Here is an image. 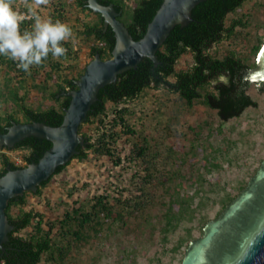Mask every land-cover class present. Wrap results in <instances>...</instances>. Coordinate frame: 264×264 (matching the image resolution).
I'll return each mask as SVG.
<instances>
[{
    "label": "rangeland",
    "instance_id": "1",
    "mask_svg": "<svg viewBox=\"0 0 264 264\" xmlns=\"http://www.w3.org/2000/svg\"><path fill=\"white\" fill-rule=\"evenodd\" d=\"M76 1L49 0L37 9L42 19L59 20L71 28L72 37L66 40L71 47L69 55H51L40 65L31 66L29 72L11 67L12 60L0 56L1 115L12 114L25 122L20 100L11 98L15 87L27 106L59 109L61 94L52 97L51 93L65 78H78L83 73L93 58L92 45H104L82 32L83 24L93 23L97 17ZM13 7L26 11L24 0H14ZM234 18H242L247 25L237 26L230 38L213 45L210 52L223 57L233 50L255 62L254 48L264 39V0H246L227 15L226 23ZM191 63L192 54L186 53L176 68ZM248 92L257 105L227 121L202 100L187 106L175 92L148 87L117 107L109 105L103 125L83 123L80 133L91 135L93 140L103 129L112 127L116 132L112 157L90 151L86 159H71L40 193L28 192L26 203L13 205L10 212L16 215L21 209L32 210L41 213L44 221L59 220L74 207L91 209L99 196L108 202L110 212L99 230L86 228L88 236L80 241L70 235L60 238L54 228L51 236L60 249L45 253L40 264H180L189 243L202 236L205 224L216 218L226 193L235 194L239 186L247 185L264 159V82H251ZM116 108H126L123 115L128 127L114 123ZM138 146L145 147L143 156L137 155ZM27 152L25 148L0 147V163L2 154L10 160L15 156L24 160ZM118 158L119 163L115 161ZM148 168L154 175L144 193L141 179ZM136 197L141 198L140 210L134 208ZM170 204L174 211L182 210L184 217L177 233L169 234L163 242V215ZM43 226L48 228L45 223ZM33 231L29 225L17 234L29 237ZM179 237L183 241L176 248Z\"/></svg>",
    "mask_w": 264,
    "mask_h": 264
},
{
    "label": "trees",
    "instance_id": "2",
    "mask_svg": "<svg viewBox=\"0 0 264 264\" xmlns=\"http://www.w3.org/2000/svg\"><path fill=\"white\" fill-rule=\"evenodd\" d=\"M127 1L99 0L104 5L112 3L119 12L118 18L125 24L132 37L140 39L163 0H134L131 5ZM245 1L202 0L197 3L192 9L193 20L185 26L175 25L157 50V65L149 57H144L136 68H130L119 73L115 82L101 87L98 91L97 100L91 105L84 123L97 121L103 125L109 105L117 107L127 100L138 97L148 87L164 88L175 92L180 95L187 106H192L195 101L202 100L209 108L216 110L222 121L238 117L247 107L256 106L257 101L248 92V88L253 81L245 76L246 72L255 66V62H248L247 59L239 56L233 50L223 57L215 56L210 52L213 45L230 38L237 26L247 25L242 18H234L229 24L226 23L227 15L234 12ZM76 2L82 9L94 13L88 7L87 0H77ZM94 14H96L97 20L93 23H84L82 32L104 43L103 46L92 45L91 56L93 57L95 53H99L102 58H108L112 55L116 43L115 35L110 25L104 26L101 14ZM262 41H259L255 46L254 56L258 52ZM62 46L68 50L67 55H69L71 51L70 43L64 41ZM186 53L192 54V63L186 68L177 69L176 65L180 57ZM49 57H51V54L47 58ZM11 63L10 66L15 67L16 62L12 60ZM77 79L74 77L65 78L64 84H58L56 91L51 93L52 97L61 94L59 109L52 106L44 110H35L27 106L21 102L16 87L11 90V98L16 101L20 100L19 108L26 118L25 122L38 121L51 126H58L62 123L64 109L70 102V96L65 93L77 88L75 83ZM125 110L126 108H116L117 115L114 118V123L119 122L123 127H128L123 115ZM19 121L20 119L12 114L7 116L0 114V132H6L7 126ZM81 127L82 125L79 132ZM110 128L103 129L95 140L92 139L91 135L83 133L82 135L85 137L84 145L78 146V152L73 158L86 159L90 151L98 156L108 155L112 157L111 142L116 132L113 131L112 127ZM128 130L133 132L130 128ZM51 145V141L45 138L29 136L19 141L15 148L28 150L24 155V166H26L37 162ZM136 153L138 156H143L145 147L138 146ZM119 160L120 158L115 161L119 163ZM1 161L0 176L9 170L23 167L14 164L5 154H2ZM65 166L59 165L55 173L61 172ZM146 170L145 178L141 179L143 183L141 190L144 193L149 180L154 175L151 169ZM50 179L51 177L47 181H43L41 187L47 185ZM41 187L38 188L36 193L41 192ZM245 187L246 185L239 186L238 192L235 194L226 193L225 202L216 217ZM27 193L11 198L7 205L6 214L9 223L13 225V229L8 233V240L3 243V248H0V264H40L45 253H52L56 248L60 249L57 245L58 242L51 236L54 228L57 227L60 238L70 235L77 241L86 239L88 236L86 228L99 230L104 223L103 217L109 214L111 208L108 202L104 201V197L99 196L91 209L85 210L82 207H74L66 211L65 217L59 220L44 221L41 213L32 210L21 209L16 215L11 214L10 211L13 205L22 207L26 203ZM134 199V208L136 210L142 209L141 198L136 197ZM183 217L182 210L174 211L171 204L168 206L163 215L161 231L163 242L167 240L169 234L177 233ZM44 223L48 226L47 229L44 228ZM29 225L34 228L29 237L17 234ZM182 241L183 238L179 237L176 248L182 244ZM176 248L174 247V249Z\"/></svg>",
    "mask_w": 264,
    "mask_h": 264
},
{
    "label": "water",
    "instance_id": "3",
    "mask_svg": "<svg viewBox=\"0 0 264 264\" xmlns=\"http://www.w3.org/2000/svg\"><path fill=\"white\" fill-rule=\"evenodd\" d=\"M200 1L163 0L144 35L134 39L112 3L104 5L99 0H87L88 7L103 17L104 26L110 25L114 32L116 43L112 55L102 58L95 53L87 63L75 81L77 88L65 93L70 96V102L64 109L60 125L19 121L12 123L6 132H0V147L13 148L29 136L45 138L52 143L37 162L0 176V248L13 229L6 214L10 199L25 192L35 193L43 181L55 174L59 165H66L73 159L78 146L84 145L85 137L79 129L97 100L99 89L115 82L119 73L136 68L144 57L157 65L156 52L170 30L177 24L190 23L192 9ZM258 54L256 66L245 76L253 82H264V53L260 60ZM181 264H264V159L239 195L218 217L205 224L202 236L189 243Z\"/></svg>",
    "mask_w": 264,
    "mask_h": 264
},
{
    "label": "clouds",
    "instance_id": "4",
    "mask_svg": "<svg viewBox=\"0 0 264 264\" xmlns=\"http://www.w3.org/2000/svg\"><path fill=\"white\" fill-rule=\"evenodd\" d=\"M24 2L26 11L20 12L14 9V0H0V56L8 57L16 62L17 68L29 72L31 66L40 65L49 54L53 58L66 56L68 50L62 42L72 37V31L59 20L53 22L38 15L37 9L49 0ZM25 20L33 21L31 30L21 31L20 25Z\"/></svg>",
    "mask_w": 264,
    "mask_h": 264
},
{
    "label": "built area",
    "instance_id": "5",
    "mask_svg": "<svg viewBox=\"0 0 264 264\" xmlns=\"http://www.w3.org/2000/svg\"><path fill=\"white\" fill-rule=\"evenodd\" d=\"M33 21L32 20H25L21 25H20V29H21V31H24V30H31V23H32ZM16 67H17V64H16ZM14 164H16V165H19V166H21V164H22V162L24 163V160H23V158L21 157V158H19L18 156H15L14 157V160L12 159L11 160Z\"/></svg>",
    "mask_w": 264,
    "mask_h": 264
},
{
    "label": "bare ground",
    "instance_id": "6",
    "mask_svg": "<svg viewBox=\"0 0 264 264\" xmlns=\"http://www.w3.org/2000/svg\"><path fill=\"white\" fill-rule=\"evenodd\" d=\"M264 44V41L262 42V45ZM261 45V46H262ZM259 51V50H258ZM263 53H264V45H263V47H262V49L260 50V52H259V57H258V59L260 60L261 59V57H262V55H263Z\"/></svg>",
    "mask_w": 264,
    "mask_h": 264
},
{
    "label": "flooded vegetation",
    "instance_id": "7",
    "mask_svg": "<svg viewBox=\"0 0 264 264\" xmlns=\"http://www.w3.org/2000/svg\"><path fill=\"white\" fill-rule=\"evenodd\" d=\"M261 45H262V44H261ZM260 47H261V46H260ZM5 124H6V123H5ZM7 127H9V126H7ZM16 144H17V143H16ZM16 144H15V145H16ZM14 147H15V146H14ZM14 147H13V148H14ZM2 148H6V147H1V149H2ZM7 148H8V147H7ZM24 164H25V160H24L23 165H21V166H24Z\"/></svg>",
    "mask_w": 264,
    "mask_h": 264
}]
</instances>
